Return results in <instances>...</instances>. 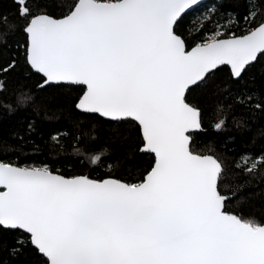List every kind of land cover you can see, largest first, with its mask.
<instances>
[{
    "label": "snow or ice",
    "instance_id": "snow-or-ice-1",
    "mask_svg": "<svg viewBox=\"0 0 264 264\" xmlns=\"http://www.w3.org/2000/svg\"><path fill=\"white\" fill-rule=\"evenodd\" d=\"M16 3L23 23L0 14V35L24 33V65L42 79L37 91L78 88L75 109L135 122L138 151L150 159L139 177L0 160V235L17 234L10 255L32 248L43 264H264V220L230 208L243 183L226 190L223 158L190 150L203 111L189 99L228 66L232 83L219 86L214 130L245 131L264 118V89L245 83L264 60V0H246L247 11L238 0H74L59 16ZM189 17L200 21L197 31L185 30ZM19 66L12 58L0 72ZM34 105L33 94L20 93L17 108L7 107ZM35 123L26 124L29 137ZM238 167L264 176V154Z\"/></svg>",
    "mask_w": 264,
    "mask_h": 264
},
{
    "label": "trees",
    "instance_id": "trees-1",
    "mask_svg": "<svg viewBox=\"0 0 264 264\" xmlns=\"http://www.w3.org/2000/svg\"><path fill=\"white\" fill-rule=\"evenodd\" d=\"M34 11L46 10L59 16L68 10L74 0H26ZM237 2V0H230ZM247 11L246 0H238ZM206 3L211 4L212 0ZM20 5L16 0H0V14L8 15L10 22L22 24L18 15ZM264 18V13L257 20ZM192 17L184 25L185 30L199 29L200 21L191 23ZM211 28V25L208 26ZM23 32L0 35V67H6L12 58H19L20 66L7 75L0 72V81L5 89L0 91V160L22 163H50L64 175L90 174L93 177L112 174L116 176L139 177L147 167L149 157L143 155L141 133L135 122L116 123L98 114H86L75 109L73 103L79 94L78 88H46L37 91L42 83L41 76L29 71L23 61ZM6 42V45L5 43ZM20 45V48H17ZM229 67L222 66L208 82L194 88L189 99L203 111V130L191 134L190 149L196 154H217L223 158L227 169L223 187L236 191L243 183V189L230 202V208L264 220V176L259 173L245 174L243 165L248 155L264 154V118L251 122L248 129L239 131L229 127L226 132H216L214 124L219 115V104L223 100L220 85H228ZM246 85L251 89H264V60L256 63L245 77ZM31 93L35 96V105L28 109L10 111L7 105L17 108V96ZM27 116V119L24 117ZM35 120L36 131L29 137L26 124ZM60 133L58 139H51ZM79 133L80 139L77 134ZM18 135L25 136L22 142ZM95 139H92V137ZM34 141V143L29 142ZM102 153L98 164L92 163L95 154ZM16 233L0 235V264H43L35 249L29 248L18 257L10 255L9 248L16 239Z\"/></svg>",
    "mask_w": 264,
    "mask_h": 264
},
{
    "label": "water",
    "instance_id": "water-1",
    "mask_svg": "<svg viewBox=\"0 0 264 264\" xmlns=\"http://www.w3.org/2000/svg\"><path fill=\"white\" fill-rule=\"evenodd\" d=\"M206 1H207V0H205V2H206ZM98 115H99V114H98ZM101 117H102V116H101ZM105 119H106V118H105ZM197 131H199V130H193L192 133H195V132H197ZM192 133H191V134H192ZM191 140H192V137H191ZM190 144H191V141H190ZM190 150H191V149H190ZM195 154H196V153H195ZM60 174H61V173H60ZM0 190H3V189L0 188Z\"/></svg>",
    "mask_w": 264,
    "mask_h": 264
}]
</instances>
